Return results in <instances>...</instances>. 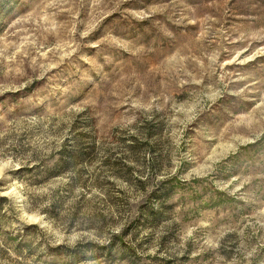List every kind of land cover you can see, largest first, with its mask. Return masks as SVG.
I'll use <instances>...</instances> for the list:
<instances>
[{
    "label": "rangeland",
    "instance_id": "1",
    "mask_svg": "<svg viewBox=\"0 0 264 264\" xmlns=\"http://www.w3.org/2000/svg\"><path fill=\"white\" fill-rule=\"evenodd\" d=\"M0 264H264V0H0Z\"/></svg>",
    "mask_w": 264,
    "mask_h": 264
}]
</instances>
